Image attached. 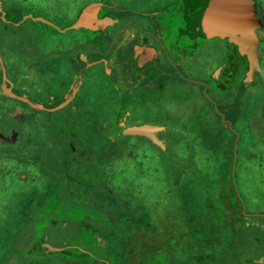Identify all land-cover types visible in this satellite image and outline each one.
<instances>
[{
  "label": "rangeland",
  "instance_id": "rangeland-1",
  "mask_svg": "<svg viewBox=\"0 0 264 264\" xmlns=\"http://www.w3.org/2000/svg\"><path fill=\"white\" fill-rule=\"evenodd\" d=\"M92 1L110 4L103 15L143 23L141 11L165 5L170 14L155 22L181 25L172 0H0L4 74L31 102L71 100V75L83 76L72 103L53 112L0 94V118L15 130L0 142V264H260L264 34L253 81L237 74L214 91L207 75L234 58L224 40L204 38L147 82L123 60L118 38L64 30ZM254 1L264 11V0ZM104 48L113 58L105 70L78 59ZM124 89L126 124L161 127L164 143L121 133Z\"/></svg>",
  "mask_w": 264,
  "mask_h": 264
},
{
  "label": "flooded vegetation",
  "instance_id": "flooded-vegetation-1",
  "mask_svg": "<svg viewBox=\"0 0 264 264\" xmlns=\"http://www.w3.org/2000/svg\"><path fill=\"white\" fill-rule=\"evenodd\" d=\"M173 1L174 2L178 1V4H177L178 11L176 12L175 10L174 13L176 14V17L179 16L178 17L180 19L179 23H181V25H177V26H170L167 23L168 21L166 23L160 21V20H164L165 18L160 19L158 23L155 22L156 21L155 18H157L158 15H160L163 18L170 14V12L167 9H165V5H160L156 8H152L150 11H141L140 12L141 16H139V18L142 17L146 21L145 23H143L141 20L140 21L135 20V19H134L135 21L131 20L130 17L124 19L123 15L121 18L119 15L116 14L119 11L109 12V13L104 12V15H103L101 12L102 8L109 7L110 4L105 5L101 3V7L98 13L99 17L114 16L117 19L115 22L116 25L113 24L110 26H116V27L114 28L112 27L110 29L107 26L103 29L99 28L97 30L104 31V33H102L104 34V42L106 41L110 42V41L115 40L116 38L119 39L117 41V45L118 46L121 45L123 47L125 46V48H123L125 50H121V51H124V53L126 52L125 55H127V58H128L126 60L125 59L123 60L125 61V63L128 64L129 67L134 69V73H136V75L141 76V77L145 76V78L147 79V82L151 80L154 83L156 80L158 79L160 80V79H163V77H166L167 70L161 67V64L163 65L173 64L172 62L173 57L182 58L186 56L187 54H189L190 52L199 49L197 40L204 39V37H202V35H204L203 33L204 29L198 23L192 21L187 14V11H186L187 5L188 3H190L191 0H172V3H174ZM92 2H99V1H92ZM123 9L124 8H121V12L125 10ZM116 10H120V9L116 7ZM81 11L79 10L78 13ZM258 15L260 16L262 23L264 24V11L260 9L258 12ZM176 23H178V20H176ZM87 30L93 31L91 29H87ZM256 33L258 36L263 35L264 26H262L261 28L260 27L257 28ZM216 38L220 39L217 36L213 37L212 39H216ZM220 40H224L228 44H232L228 42L226 38H223ZM104 45H106V43H104ZM226 49L230 50L228 45L226 46ZM106 50L108 49L104 48V51L97 49V50H94V52H91L93 53V58L91 61H88L85 55H82L78 59L80 62L86 61L84 62V64H88L89 66L100 63V65L104 66V70H105L106 67H108L109 63L113 61V58L108 56ZM240 56L245 58L246 66H247L246 56L245 55H240ZM230 57L231 56L228 55V58ZM0 64L3 65L4 60H2ZM237 65H238L237 60L233 59L232 62L230 61L227 64L226 63L224 65L218 64L207 75L208 77L207 79H210V81H213V83L215 84L213 86L215 89L214 91L216 90L221 91V88H222L221 82L227 84V81H230L232 77H235L237 75L238 73ZM262 68L263 66L261 65V70ZM178 69L176 70L179 72ZM245 70L246 69H244V73H245ZM108 71L109 73H111V69H108ZM31 75L33 76V78H35L34 74H31ZM71 76L74 81L73 85L76 84L77 82L78 83H77V86H75L76 88L73 89L75 90V93H73L72 95L70 94L71 100L68 101L70 103H72V100L75 98L76 89L78 90V86L80 85V83H82V80H83V76L81 73L75 72ZM28 77H30V75ZM242 77L244 78V76ZM5 86L10 87L11 90L15 93H19L23 91V94L21 95L26 96L25 98H28L30 101V98L26 94V90H23L22 86H21L22 88L21 90H18V91L15 90L16 89L14 88L15 83L11 79H8V77L5 80ZM70 93H71V89H70ZM129 93H130V90L124 89L121 91V95H120L122 96L124 94L122 97L123 99L127 97L128 107H129V100H130ZM123 99H121V103L119 104L120 107L122 105ZM25 104H28V103H25ZM59 104L60 103L58 102L57 104L56 103L53 104L54 105L53 106L52 103H49L47 107H55L56 105H59ZM26 106L28 107V109L30 108L29 104ZM71 108L75 109V106L71 105ZM0 121H1L0 131L7 132L9 129V126L6 123H3L4 121L2 119H0ZM129 125H132V124H129ZM142 138L150 141L149 139L145 137H142ZM70 146H72V144H70ZM255 264H258V262ZM260 264H263V263H260Z\"/></svg>",
  "mask_w": 264,
  "mask_h": 264
},
{
  "label": "water",
  "instance_id": "water-1",
  "mask_svg": "<svg viewBox=\"0 0 264 264\" xmlns=\"http://www.w3.org/2000/svg\"><path fill=\"white\" fill-rule=\"evenodd\" d=\"M101 7L99 2H90L87 4L77 19L66 29L86 28L97 30L113 25L116 22L114 16L99 17L98 13ZM187 14L190 19L198 23L204 29L202 37L206 39L215 36L220 39L226 38L232 43L240 55H245L247 58V67L245 70L244 80L250 82L254 76L259 73V62L261 55L258 51L259 40L256 29L261 27L262 21L257 18V3L254 0H191L187 5ZM0 12L2 8L0 7ZM46 22L40 17L32 18ZM52 26L51 24H49ZM1 60V59H0ZM4 75V70H3ZM11 94L9 93V96ZM13 97H16L12 95ZM18 98V97H17ZM29 102L27 100H24ZM69 100H66L59 106L48 111H53L61 106H64ZM128 99H123L119 116L117 119L121 133L149 139L156 146L159 143H164L157 139V133L162 128L154 125L132 124L126 125L125 119L127 114ZM42 109V108H39ZM57 251L56 248H51ZM261 263L264 264V258Z\"/></svg>",
  "mask_w": 264,
  "mask_h": 264
},
{
  "label": "crops",
  "instance_id": "crops-1",
  "mask_svg": "<svg viewBox=\"0 0 264 264\" xmlns=\"http://www.w3.org/2000/svg\"><path fill=\"white\" fill-rule=\"evenodd\" d=\"M0 7H1V5H0ZM2 8V7H1ZM1 59V58H0ZM2 60H0V62H1ZM5 62H4V64L3 65H1L0 64V70H2V76L0 75V78L2 77V79H0V94L1 95H5L6 97H8V98H11V99H13V100H15V101H18V102H21V103H23V104H25V103H28L29 104V107L31 108V110H40V111H42V112H45V111H48V109H53V108H56L57 106H59V105H56L55 107H46V106H44L43 104H40L39 102H31V101H29V99L28 98H25L26 96H24V95H18V93H15V92H13L12 90H11V88L10 87H6L5 86V80H6V78H7V76H5V74L3 75V69H4V66H5ZM14 88H16L15 90H20V89H22L21 88V86H14ZM9 93L11 94L10 96H9ZM12 95H14V96H16V97H13ZM18 97V98H17ZM24 100H27V101H29V102H26V101H24ZM60 103V102H59ZM28 104H25V109H27L28 110V107L26 106V105H28ZM53 105V104H52ZM51 105V106H52ZM54 106V105H53ZM61 107H63V106H61ZM60 107V108H61ZM39 108H42V109H39ZM57 109H59V108H57ZM57 109H55V110H57ZM55 110H53V111H55ZM53 111H49V112H53ZM0 119H2L4 122L3 123H6L7 121H5L4 119H3V117L2 118H0ZM15 119V118H14ZM1 122V121H0ZM8 126H9V129H8V131L7 132H0L1 133V140H0V142L1 141H3L6 137H4V136H6L7 134H12L15 130H14V128L13 127H11V124L9 123V122H7L6 123Z\"/></svg>",
  "mask_w": 264,
  "mask_h": 264
},
{
  "label": "trees",
  "instance_id": "trees-1",
  "mask_svg": "<svg viewBox=\"0 0 264 264\" xmlns=\"http://www.w3.org/2000/svg\"><path fill=\"white\" fill-rule=\"evenodd\" d=\"M257 18L258 19H260L261 20V18H260V16L257 14ZM175 19V18H174ZM175 20H171V23H173ZM262 21V20H261ZM180 24V23H179ZM226 44L228 45V47L230 48V50H227V54L228 55H230L231 57H230V59H235V60H238V59H243V61H244V63H243V65L242 66H240L239 64L237 65V70H238V73L237 74H239L240 76H244V69H246V60H245V58L244 57H242V56H240L239 54H238V52H237V50L233 47V45L232 44H228L227 42H226ZM231 51H232V53H231ZM228 63V62H227ZM226 63V64H227ZM234 63H236V62H234ZM241 73V74H240ZM258 75V74H257ZM254 77H256V75L254 76ZM243 80H244V78H243ZM245 81V80H244ZM253 81V80H252ZM221 85H222V88H221V91H222V89L224 90L225 88V83H222L221 82ZM213 89H214V87H213ZM215 90V89H214ZM121 108V107H120ZM118 116H119V112H118V114H117V119H118ZM144 264H148V263H144Z\"/></svg>",
  "mask_w": 264,
  "mask_h": 264
}]
</instances>
